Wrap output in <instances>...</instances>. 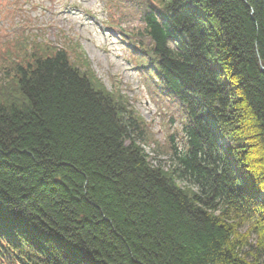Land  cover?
Segmentation results:
<instances>
[{
	"label": "trees",
	"instance_id": "1",
	"mask_svg": "<svg viewBox=\"0 0 264 264\" xmlns=\"http://www.w3.org/2000/svg\"><path fill=\"white\" fill-rule=\"evenodd\" d=\"M134 1L136 69L184 113L174 170L87 63L36 44L0 103V264H264V0Z\"/></svg>",
	"mask_w": 264,
	"mask_h": 264
},
{
	"label": "rangeland",
	"instance_id": "2",
	"mask_svg": "<svg viewBox=\"0 0 264 264\" xmlns=\"http://www.w3.org/2000/svg\"><path fill=\"white\" fill-rule=\"evenodd\" d=\"M138 1L141 9L153 2ZM136 5L134 0L131 6L128 0H0V103L18 97L15 67L45 56L36 44L66 48L75 66L86 70L87 63L107 92L144 121L149 137L137 138V146L152 166L169 173L175 167L169 137L184 150L185 118L182 107L161 96L136 69L125 35L141 26ZM217 144L226 149L228 142L220 135ZM178 185L197 192L187 183Z\"/></svg>",
	"mask_w": 264,
	"mask_h": 264
}]
</instances>
